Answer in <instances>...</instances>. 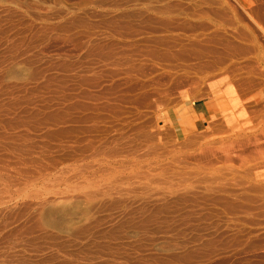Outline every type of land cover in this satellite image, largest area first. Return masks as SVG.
I'll return each instance as SVG.
<instances>
[{"label":"rangeland","instance_id":"1","mask_svg":"<svg viewBox=\"0 0 264 264\" xmlns=\"http://www.w3.org/2000/svg\"><path fill=\"white\" fill-rule=\"evenodd\" d=\"M0 264H264V0H0Z\"/></svg>","mask_w":264,"mask_h":264}]
</instances>
